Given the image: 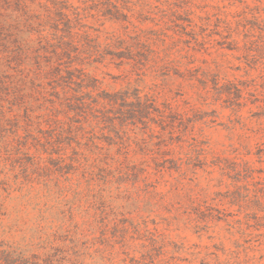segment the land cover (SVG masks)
Masks as SVG:
<instances>
[{
	"label": "rangeland",
	"instance_id": "obj_1",
	"mask_svg": "<svg viewBox=\"0 0 264 264\" xmlns=\"http://www.w3.org/2000/svg\"><path fill=\"white\" fill-rule=\"evenodd\" d=\"M26 1L40 24L0 18V247L71 212L83 264H264V0Z\"/></svg>",
	"mask_w": 264,
	"mask_h": 264
},
{
	"label": "trees",
	"instance_id": "obj_2",
	"mask_svg": "<svg viewBox=\"0 0 264 264\" xmlns=\"http://www.w3.org/2000/svg\"><path fill=\"white\" fill-rule=\"evenodd\" d=\"M30 2H34L33 0ZM14 4V5H13ZM39 4V3H38ZM4 5V6H2ZM11 6V7H10ZM115 9L118 11L117 14H120L121 16H124L127 18L125 14L122 13V11L118 8L117 4H113ZM46 9H49L48 6H46ZM22 9L23 14H17L13 12L8 11H19V9ZM67 8V7H66ZM74 9V8H73ZM30 8L26 0H0V18H2V22H4L6 19H10L14 24H20L28 25V28H30V24L37 20L38 23L42 22L43 19V13L41 12H29ZM62 15H64L66 18L65 20L71 21L72 19L75 21H78L80 17L79 13L72 12L73 16L70 17V15L64 11H59ZM50 15H46V19H49ZM115 18H119L116 17ZM40 24V23H39ZM26 25V26H27ZM264 30V29H263ZM29 31V29H28ZM39 36V35H38ZM38 36L35 39H31L29 37L23 38L24 44L26 45V48H36V44L39 46L42 44L40 38ZM46 43H50L48 40H44ZM250 41H244L243 47L244 50L247 53H250L252 51L251 47L249 46ZM252 43V42H250ZM52 44V43H50ZM262 55H264V47L262 48ZM37 51V50H36ZM148 58V55L147 57ZM61 70V69H59ZM78 71L79 75H74V73H71L67 78L69 82H75L80 83L81 86L84 85L86 88L91 87L94 88L95 84H86V73L80 68L76 69ZM67 73H70L68 69H66ZM60 77H65L62 74L59 73ZM76 76V77H75ZM6 147H8L6 145ZM19 149V147L17 148ZM8 154V149H6ZM79 165V160L76 161V166ZM74 168H77V167ZM83 169L89 174L92 175L93 168L95 166H91L89 164H82ZM100 186V185H99ZM91 187L90 185L86 187V190L80 189L79 187H69L70 193H73V198L77 200H85L87 203L86 205L91 207L92 205H99L103 204V207L101 211L103 212L105 210V207H107V202L105 201L104 195H103V189L101 187ZM63 191L60 192L59 197L61 199L58 201L59 205L57 204L54 208L53 215L57 216L60 212H63L62 208L60 207L62 203H68L69 199H66L64 195H62ZM90 209H86L83 211L84 214L88 213ZM100 211V212H101ZM62 220V223L57 225L54 231L51 233L50 236L45 237L42 240V245L40 248L43 250L41 253L33 252L29 255L25 254L21 249H18L16 247L7 246L6 248L0 247V264H83V261H80L81 256L85 254V252H81L78 246V240L79 238L71 237L68 243L63 242L61 239V235H67L63 234L67 231H70V227H73L74 232H76L79 228L78 221L73 220L72 213L70 212L68 215V219H66L65 215L60 218ZM74 221V222H73ZM61 230L60 233H58V230ZM62 233V234H61ZM61 241L63 243H61Z\"/></svg>",
	"mask_w": 264,
	"mask_h": 264
}]
</instances>
